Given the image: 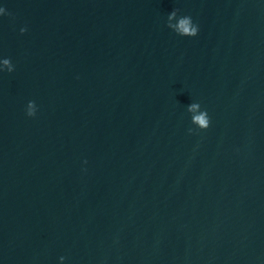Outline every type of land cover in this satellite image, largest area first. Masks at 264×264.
Wrapping results in <instances>:
<instances>
[{
    "label": "water",
    "instance_id": "95a60500",
    "mask_svg": "<svg viewBox=\"0 0 264 264\" xmlns=\"http://www.w3.org/2000/svg\"><path fill=\"white\" fill-rule=\"evenodd\" d=\"M199 101L210 126L189 133ZM112 264H264V0H243Z\"/></svg>",
    "mask_w": 264,
    "mask_h": 264
},
{
    "label": "clouds",
    "instance_id": "9594fccd",
    "mask_svg": "<svg viewBox=\"0 0 264 264\" xmlns=\"http://www.w3.org/2000/svg\"><path fill=\"white\" fill-rule=\"evenodd\" d=\"M6 10L3 0H0V17L10 16ZM176 22L173 23L172 21ZM164 26L169 29L178 37H196L200 31L199 24L193 19V17L187 13H181L179 8H173L169 11L164 19ZM25 26L20 27L19 31L21 34L26 32ZM15 71V65L11 58L0 54V74L12 73ZM189 113H195L192 120V127H189L187 131L193 133L197 130H206L210 126V117L208 111L201 106V103L196 102L190 103L187 106ZM24 113L27 117H33L37 113V104L34 100H28L24 106ZM86 163V161H85ZM65 256L61 255L58 257V264H64Z\"/></svg>",
    "mask_w": 264,
    "mask_h": 264
}]
</instances>
